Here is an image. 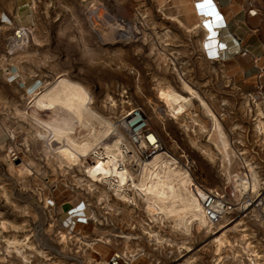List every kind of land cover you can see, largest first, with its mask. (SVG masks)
Instances as JSON below:
<instances>
[{"label": "rangeland", "instance_id": "374dc122", "mask_svg": "<svg viewBox=\"0 0 264 264\" xmlns=\"http://www.w3.org/2000/svg\"><path fill=\"white\" fill-rule=\"evenodd\" d=\"M258 2L264 19V0ZM2 13L13 25L29 27L31 35L24 45L11 48L7 40L12 27H1L0 264H102L116 251L136 254L131 264H183L190 256L193 264H226V253L215 258L207 245L210 234L208 239L195 230L189 236L182 235L166 222H151L141 200L136 198L137 206L133 207L101 183L88 188L82 180L83 169L59 165L56 154L45 153L44 144L35 141L32 122L20 113L25 111L34 87L66 77L87 89L93 110L120 132H124L122 125L128 114L140 109L152 122L148 126L165 151L180 165L193 166L192 177L204 188H219L220 155L207 141L209 121L197 101H193L192 110L205 129L190 128L189 119H185L187 129L184 120L155 114L157 85H171L181 92L174 63L182 79L218 118L234 117L245 111L244 100L264 97V75L257 78L255 72L247 77L253 83L248 91L237 87V77L228 70L233 59L205 62L196 52L201 36L165 20L152 0H0ZM118 20L131 24L132 40L118 42ZM100 29L105 31L103 39L99 38ZM14 71L15 76L9 75ZM22 165L30 172L25 176ZM77 210L85 211L82 221L86 223L68 230L65 225ZM146 228L172 243L148 241ZM75 236L93 244L79 243ZM122 236L134 240L125 243ZM13 237L30 245L24 249L26 261L7 247L6 241ZM62 237L67 239L65 244ZM182 240L190 251L181 246Z\"/></svg>", "mask_w": 264, "mask_h": 264}, {"label": "bare ground", "instance_id": "6f19581e", "mask_svg": "<svg viewBox=\"0 0 264 264\" xmlns=\"http://www.w3.org/2000/svg\"><path fill=\"white\" fill-rule=\"evenodd\" d=\"M152 1L155 4V0ZM156 1L161 5L163 4L162 0ZM208 1L209 3L216 2L214 0ZM194 2L196 1L194 0ZM218 6L216 4L214 9L219 10ZM193 10L197 19L193 17L192 21L196 20L197 23H193L192 26L186 25L191 21L189 19L179 17L170 19L186 31L201 36L200 47L203 50L204 44H207L208 50L206 52L210 56L209 60L222 63L229 58L235 59L241 53V44L227 29H216L220 24V15L213 14V18L198 17L194 6ZM251 13L254 14V11ZM220 14L224 18V23H226L225 15ZM115 25L118 42L124 39L132 40L131 24L118 20ZM95 31L98 32V28ZM100 31L99 38L103 39L102 33L105 31L102 29ZM165 36H168L167 31H165ZM223 46L225 50L220 51V47ZM163 52L160 51V55ZM165 58L162 57L161 60L165 61ZM206 58H203V60L211 63ZM253 64L257 66L258 62L253 59ZM172 66L178 75L181 92L171 85L162 86L158 84L154 97L155 114L173 120L181 119L185 121V119H189L190 128L197 126L198 129L202 130L205 129V126L199 122L197 114L192 110L193 101H197L200 112L209 121L206 128L209 133L207 141L214 146L217 155H220L221 165L225 168L224 162L229 158L230 151L221 125L224 119H219L215 115L205 100L182 79L174 63H172ZM258 66L260 65L258 64ZM9 75L15 76V71ZM28 99L30 101L25 111L20 115L32 122L35 141L40 140L44 144L45 153L52 152L56 154L59 165L81 167L84 174L82 180H86L88 188L91 189L96 182L101 183L119 200L127 203L131 202L133 207L137 206V199L141 200L151 222L161 224L166 222L172 230H176L185 236L191 235L192 230H195L197 233L202 232L206 239L209 238L208 234L211 228L204 218L201 205L194 191L192 192L193 181L186 167L180 165L179 161L167 152L160 151L159 144L157 145L156 154L146 160L141 159V148H145L148 142L150 144L158 143L157 139L155 136L150 135L148 136V142L145 139H140L138 144L135 145L136 143L134 144L128 137V135H132V132L141 130V128L133 129L140 121L144 120L146 123H152L149 118L145 117L144 113L139 116L140 121L137 117L131 118L132 113H129L127 120L122 125L124 126V132H120L109 119L102 117L93 110L87 89L80 83L66 77H59L51 84L36 89L34 87ZM109 102L111 106L114 105L112 99ZM254 103L258 107L257 100H254ZM241 104L243 108L246 107L245 111L250 108L248 100H244ZM258 112L260 113V111ZM184 123L185 128L188 129L189 127L186 124L188 122L185 121ZM255 126L263 129L264 123L258 119ZM80 130H84L85 134L80 135L78 133L77 135L76 133ZM53 143L58 144V147L54 148ZM205 151L210 156L214 154L209 148H206ZM131 166H137L138 171L132 170ZM20 170L24 176L30 173L25 165H22ZM197 191L200 192L198 189ZM238 226L241 225L237 224L233 227L235 232L230 233L232 235L228 234L229 230L220 233L213 232L214 235H211L212 238L209 239L207 245L211 247L215 258L221 259L220 255L224 253H231L233 257V250L237 252L240 247L245 252H248V250L254 252L250 250L252 247L249 245L250 243H246L248 233H246L245 228H237ZM145 234L149 237L148 241H153L155 244H161L163 241L171 242L170 239L163 238L158 231L146 228ZM76 237L74 238L79 243L88 246L93 244L92 242L85 243L81 238ZM65 238H61L63 244L67 240ZM120 238H123L125 243L134 240L129 236ZM24 240L27 241L28 237L25 236ZM184 243L185 241L182 240L181 246L190 251L188 247L183 246ZM6 244L9 249H14L22 257V260H27L24 249L30 247V245L19 241L15 237L7 240ZM235 245H238L237 248ZM129 253L121 251L118 256L120 255L124 259L126 257L133 259L136 256V254ZM193 258V256L188 257L183 264H193ZM107 263V261H104L102 264Z\"/></svg>", "mask_w": 264, "mask_h": 264}, {"label": "built area", "instance_id": "2783aa9c", "mask_svg": "<svg viewBox=\"0 0 264 264\" xmlns=\"http://www.w3.org/2000/svg\"><path fill=\"white\" fill-rule=\"evenodd\" d=\"M195 1L193 0V6L198 17L213 18V14H216V16L220 15V24L216 29H227V24L224 23V18L219 10L214 9L216 4L219 5L218 2H215V4L214 2L209 3L207 0ZM162 3L161 5L155 0V7H163L166 0H162ZM251 12L250 10L249 13ZM1 27H12L11 35L7 40L11 48L16 49L24 45L31 35L29 27L13 25L12 19L8 16L4 17V14H0V36L2 33ZM220 48V51L225 50L224 46ZM203 50L199 47L196 52L204 59L207 57V61L217 63L209 60L210 56L206 52L208 50L206 43L203 46ZM242 53H245V51ZM256 70L258 75L255 77L261 78L264 75V69L256 68ZM256 98L248 100L250 108L242 114L234 117L226 115L219 117V119H224L221 125L223 126V132L226 135L230 151L229 158L224 162L225 168L222 167L220 159L218 162L222 173V182L219 188H204L192 177L190 169L193 166H186L193 181L192 192L194 191L201 205L204 218L211 228L210 236H213L214 233H220L221 230H229V233H227L232 235L230 233L235 232L233 227L237 224L241 225L237 228H245L246 233H248L246 243H250L249 245L252 246L250 250L254 252L249 250L245 252L240 247L237 252L233 250V257L231 253L225 254L223 260L226 264H264V128L259 129L255 126V122L258 119L264 123V97ZM254 100H257L258 107L255 106ZM258 111L262 114L259 115ZM131 113L133 117L138 118V121L141 120L139 116L142 115V111L140 109H135ZM139 128H141L139 132L137 130L132 132V135H128L132 142L136 143L135 145L138 144L140 139H145L148 142V136L150 135L155 136L158 141V143L155 142L154 144L148 142L145 148H141V159L146 160L156 154L158 144L160 145L159 148H161L160 151H165L157 135L150 130L148 123L142 120L133 129ZM207 136L209 137V133ZM211 146L213 145L211 144ZM131 167L138 168L137 166ZM83 218L85 219V211L77 210L72 214L71 220L67 221L65 227L67 229L70 227L73 230L78 224L86 223V220L82 221ZM235 246L237 248L238 245ZM119 253L118 251L114 252L108 259L107 264H131L134 260V258L130 259V257L124 259L120 255L118 256ZM215 264H219V262Z\"/></svg>", "mask_w": 264, "mask_h": 264}, {"label": "crops", "instance_id": "0c3cea01", "mask_svg": "<svg viewBox=\"0 0 264 264\" xmlns=\"http://www.w3.org/2000/svg\"><path fill=\"white\" fill-rule=\"evenodd\" d=\"M219 3V12L226 18L227 31L241 44V53L233 59L228 67L229 73L237 77L236 85L246 91L253 83L247 78L255 76L256 68L264 69V19L259 11L258 0H214ZM156 8V7H155ZM157 9V8H156ZM254 14L249 13L253 11ZM165 20L172 17L189 19L188 26L197 23L193 10V0H167L163 7L157 9ZM3 14V13H2ZM7 15L4 13V17ZM9 17V16H8ZM196 18V17H195ZM197 19V18H196ZM245 51V53H242ZM260 66L253 64V59ZM240 88V89H241Z\"/></svg>", "mask_w": 264, "mask_h": 264}]
</instances>
